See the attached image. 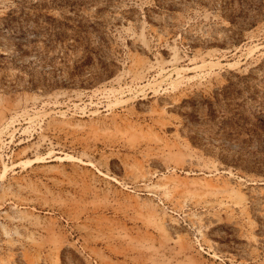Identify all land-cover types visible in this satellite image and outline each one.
<instances>
[{"label":"rangeland","instance_id":"rangeland-1","mask_svg":"<svg viewBox=\"0 0 264 264\" xmlns=\"http://www.w3.org/2000/svg\"><path fill=\"white\" fill-rule=\"evenodd\" d=\"M0 264H264V0H0Z\"/></svg>","mask_w":264,"mask_h":264},{"label":"bare ground","instance_id":"bare-ground-1","mask_svg":"<svg viewBox=\"0 0 264 264\" xmlns=\"http://www.w3.org/2000/svg\"><path fill=\"white\" fill-rule=\"evenodd\" d=\"M1 38H2V37H1ZM3 38H4V37H3ZM8 38H9V37H8ZM4 39H5V38H4ZM7 40H8V39H7ZM7 40H6V41H7ZM1 41H2V40H1ZM4 43H5V42H4Z\"/></svg>","mask_w":264,"mask_h":264}]
</instances>
